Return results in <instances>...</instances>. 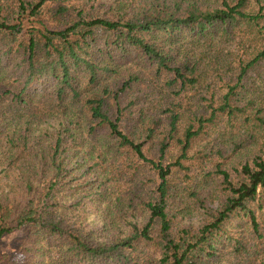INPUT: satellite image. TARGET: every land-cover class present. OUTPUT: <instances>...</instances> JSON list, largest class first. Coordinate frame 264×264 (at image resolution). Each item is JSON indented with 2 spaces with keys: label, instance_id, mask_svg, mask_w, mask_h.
Segmentation results:
<instances>
[{
  "label": "trees",
  "instance_id": "trees-1",
  "mask_svg": "<svg viewBox=\"0 0 264 264\" xmlns=\"http://www.w3.org/2000/svg\"><path fill=\"white\" fill-rule=\"evenodd\" d=\"M92 2L0 0V239L28 229L23 259L16 264H229L233 254L248 255L245 264L261 256L264 264L259 251L264 236L249 206L264 197V160L243 167L246 178L238 186L229 183L231 193L219 210L208 211L210 219L199 231L175 235L168 207L178 194L169 182L172 166L163 165L176 140L180 156L173 166L183 170L194 141L222 116L228 121L244 116L245 123L254 118L264 128L263 110L252 99L242 104L244 79L263 61L264 50L241 64L236 83L221 96L204 84L208 73L200 60L179 57L183 47L211 48L238 26L264 38V0H221L211 9L163 0L146 10L113 0L112 17L89 11ZM144 63L155 68L156 79L167 80L166 86L180 87L178 95L198 90L210 98L200 96L198 105L182 112L170 104L158 115L149 93L130 94L141 88V72L134 66ZM35 84H48L51 92H33ZM160 136L156 161L145 155L144 146ZM81 156L92 159L88 169L78 161ZM140 161L160 181L156 199L147 202L136 195L144 181L127 173ZM120 167L131 194L123 200L120 192L108 200L106 187L120 183ZM217 172L229 182L228 174ZM192 194L195 202L204 198L197 190ZM140 203L149 213L141 229L125 215ZM114 205L123 222L111 217ZM239 210L250 219L240 226L241 233L228 228ZM98 221L114 235L103 237L94 228Z\"/></svg>",
  "mask_w": 264,
  "mask_h": 264
},
{
  "label": "rangeland",
  "instance_id": "rangeland-1",
  "mask_svg": "<svg viewBox=\"0 0 264 264\" xmlns=\"http://www.w3.org/2000/svg\"><path fill=\"white\" fill-rule=\"evenodd\" d=\"M111 1L113 0H93L92 6L89 7L88 10H92L91 12L96 15L112 17L116 15V11L114 8H111L112 4H109ZM128 1L143 5L146 10L153 2L161 3L163 0ZM167 1L169 3H183L184 6L197 4L203 9H211L221 5V0ZM257 8L258 6L255 7V10H257ZM263 50V37L250 33L246 27L238 26L235 30L231 31L229 37H218L211 48L204 47L202 44L194 45L193 47H183L179 57L181 61L182 59L183 61L189 59L192 62L200 60L201 66L208 73V82L204 84L209 86L212 91H215L217 96H221L226 93L228 85L236 83L238 74L241 71V64L244 63L246 65L248 61ZM134 70L137 74L141 72V78L139 80L141 88L131 91L130 94L136 93L143 95L149 93V99L152 104L155 105L154 107L158 115H161L163 109L170 107V104L178 108L181 107L180 111L182 112V110L188 106L195 107L198 105L197 100L200 96L206 99L210 98L209 92L206 95H201V92L198 90H185L178 95L177 91H179L180 87L175 89L170 88L166 86V79H156L154 76L155 68L149 67L147 63L134 66ZM247 73L248 77L244 79L243 82V85L246 86L247 92L245 96L247 98L242 104L248 99H252L255 105L264 112V59L259 65L249 69ZM32 91L44 95L50 93L51 88H48V84H35L32 87ZM140 102L142 103V101ZM254 107L255 106L250 108H252L254 111L253 113L256 114V109H254ZM249 113H252L251 110H249ZM128 123L129 122H125V124H123V129L126 132H128V128H126ZM179 126L181 134L182 123H180ZM165 128L168 129L167 126H165ZM161 139L162 136L144 146V153L148 158H154L158 161L159 156L157 153L160 148ZM98 150H100L99 146ZM188 153L189 158L186 164H184V169L182 170L180 167L175 168L173 164L179 159L180 146L176 140H174L169 144L163 163L164 166H172V174L169 176V182L171 188L177 190L176 192L178 194V197L173 195L171 199L172 207H168V211H170L169 218H171L173 222L174 235L185 231H189L190 233L199 231L200 228L206 224L208 219H210L208 211L219 210L221 208V203L224 202L227 195L231 193L229 183L238 186L242 180L246 178V175L243 174V167L245 165L254 167V162L260 161L258 160L259 158L264 160V128L261 127L254 118L251 122L245 123L244 116L233 118L231 121H228L226 117L222 116L215 122V127H212L208 132L206 131L203 137L194 141ZM78 161L86 162V169L93 164L89 156L86 158L81 156ZM120 163L123 162L120 161ZM122 169L124 168H116V179H120V183L114 180L106 187V197L108 200H116L120 192L122 193L123 200L131 194L128 192V185L126 184L129 178H126V174L124 178L120 176L119 171ZM217 170L228 174L229 182L226 183L224 176L219 174ZM127 173H129L128 177L130 178L138 174L135 179L140 183L144 181L143 185L140 184V187H136V195H141L143 201L146 202L150 198L156 199L158 193L155 191V188L160 181L151 166L140 161V165L134 166V168L127 171ZM130 187H133L132 184ZM195 190L204 195V198H202L200 202H195L192 197V193H194ZM249 206L255 213L260 232L264 236V197L260 200L257 199ZM111 209L113 210L111 217L118 222H123L120 220L121 216H123L120 212V208L114 205ZM125 215L130 223L136 224L140 229L149 221V213L146 212L145 206L142 203L136 206L135 210L132 209V212L129 211ZM174 215H177V217H171ZM96 219V214H93L92 220L95 221ZM249 220L250 219L248 217L246 218L244 215V212L234 211L228 228L241 233L242 230L240 226L247 222H249V225ZM102 225L103 224L98 221L94 228L99 229L103 237H111L114 235L113 233L108 235V233L104 231ZM156 227L160 228L159 226ZM126 229L130 231L132 228H130L129 225V227L126 226ZM153 232L156 235V232ZM154 233L151 234L154 235ZM27 234L28 229L22 228L12 233L5 234L0 239V264H16L23 259L20 250L24 245ZM247 237L250 241L253 240L252 236L248 235ZM259 251L264 253V244L260 245ZM152 253L153 250L150 251V254L155 256ZM249 254L253 259L257 257L254 251L250 250ZM227 258L230 261L229 264H245L248 255L244 258L233 254ZM253 264H262L261 256L253 262Z\"/></svg>",
  "mask_w": 264,
  "mask_h": 264
}]
</instances>
